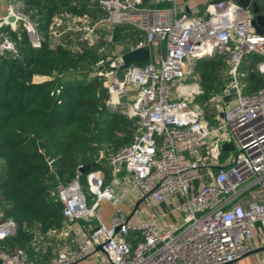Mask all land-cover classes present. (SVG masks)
Segmentation results:
<instances>
[{
  "label": "built area",
  "instance_id": "obj_1",
  "mask_svg": "<svg viewBox=\"0 0 264 264\" xmlns=\"http://www.w3.org/2000/svg\"><path fill=\"white\" fill-rule=\"evenodd\" d=\"M9 1L0 27L15 30L22 23L32 47L40 48L23 1ZM95 1L105 18L93 21L87 14L62 13L50 27L52 40L56 43L71 32L89 43L99 38L103 23L111 29L129 26L140 34L138 42L100 60L91 76L103 80L110 110L137 119L132 143L109 157L110 166L115 173H128L135 197L166 210L154 219L131 222L101 170L87 173L86 187L77 175L56 189L66 239L46 264H78L93 254L98 257L92 264H235L256 248L257 225L264 228V87L244 93L238 81L240 63L248 54L262 58L256 70L264 77V27L258 34L252 9L231 0L211 2L204 18L191 16L185 1ZM10 17L15 21L9 22ZM141 48L150 49V60L130 64L122 79L116 76L123 55ZM6 52H15V45L3 37L0 56ZM217 53L228 54L229 90L235 99L227 105L220 96L217 121L212 122L199 104L184 96L191 87L200 88L195 61ZM226 143L233 145L234 156L226 155ZM104 200L115 207L108 224L98 215ZM170 216L174 221L167 220ZM79 221L95 225L69 241L68 226ZM15 233L14 220L0 209V241ZM0 259L4 264H39L29 261L20 247L12 252L0 249ZM258 264H264V258Z\"/></svg>",
  "mask_w": 264,
  "mask_h": 264
},
{
  "label": "trees",
  "instance_id": "obj_2",
  "mask_svg": "<svg viewBox=\"0 0 264 264\" xmlns=\"http://www.w3.org/2000/svg\"><path fill=\"white\" fill-rule=\"evenodd\" d=\"M22 1L42 46L32 47L22 23L15 30L2 28L15 52L0 56V209L14 220L16 233L0 241V249L12 252L20 247L29 261L46 264L55 257L52 245L59 243L57 234L65 226L57 187L77 175L84 185L87 173L99 169L106 173L105 185L110 184L109 157L133 141L137 119L110 110L103 80L91 73L118 47L141 37L129 26H115L110 42L104 39L106 31H100L95 45L69 32L53 45L50 27L60 14H87L97 21L106 12L95 0ZM261 60L255 54L242 59V92L264 87V77L256 70ZM193 68L200 85L195 103L207 104L226 93L232 79L227 53L196 60ZM36 76L54 79L36 83ZM57 87H62L60 94L51 95ZM82 166L90 168L79 174ZM88 201L93 203L91 195Z\"/></svg>",
  "mask_w": 264,
  "mask_h": 264
},
{
  "label": "crops",
  "instance_id": "obj_3",
  "mask_svg": "<svg viewBox=\"0 0 264 264\" xmlns=\"http://www.w3.org/2000/svg\"><path fill=\"white\" fill-rule=\"evenodd\" d=\"M178 1L180 2L185 1L188 6L189 14L197 18H204L206 16V7L208 4L211 3V0H178ZM231 1L239 3L245 7L248 6L252 10H254L255 8H258L259 13L264 15V0H231ZM10 3L11 2L9 0H0V19L4 18L7 15V8ZM253 3H255L256 6H254ZM3 27H10V26H3ZM3 27H0V40H2L4 37L2 33ZM40 78L41 76L34 77V82L39 83ZM224 97H225V102L227 105H230L235 99L234 95L232 94V91H230L229 88L227 89V96H225L224 94ZM210 115L211 117H208L209 115L207 114V117L212 122H216L217 121L216 118L218 114L214 113ZM99 170L103 172V174L105 175V180H107V176L104 170L102 169H99ZM112 173H113L112 181L108 185L113 187L114 193L118 199L120 208L127 215V217L130 218L131 222H138L143 219H154L157 217L158 214L162 213L163 210H161L158 207L160 205L153 203V206L151 208L147 207L143 205L144 202L146 201L145 199H140V197H135L131 193L129 182H128V173L125 170L122 169L115 173L112 169ZM83 186L86 187V182ZM246 199L247 198H245V201ZM140 201L141 203L139 204V207L137 208V204ZM114 212H115V207L112 202L104 200L100 203L99 209H98V215L100 217V220L103 221L105 224L109 223V219L114 214ZM174 219H175L174 216H170L168 217L167 220L174 221ZM84 222L86 224H83L81 221H79L77 223H73L68 226L69 235L67 239L69 241H72L77 235H81L84 232H87L93 225H95L94 222H90V221H84ZM62 230L58 232L57 234L59 243L52 245L55 249L56 254H57L59 247L63 244V242H65V239H66V237L62 233ZM255 233H256L255 239L253 240L254 246L256 248L264 246V228L257 225ZM51 234H55V233L52 232ZM97 257H98L97 254H93L86 261L80 262L78 264H92L93 261ZM262 258H264V252L242 258L235 264H258V260Z\"/></svg>",
  "mask_w": 264,
  "mask_h": 264
},
{
  "label": "water",
  "instance_id": "obj_4",
  "mask_svg": "<svg viewBox=\"0 0 264 264\" xmlns=\"http://www.w3.org/2000/svg\"><path fill=\"white\" fill-rule=\"evenodd\" d=\"M220 0H211V2H218ZM254 6H256L255 3H253ZM253 14H254V19H253V25L257 30L258 34H262L263 33V27H264V15L259 13V9L255 8L254 10H252ZM15 19L13 17L9 18V22H14ZM151 57V53H150V49L149 48H141V49H136L133 51H130L128 53H125L123 55V65L121 66V70L124 71L126 70L130 64L138 62V63H146L147 61L150 60ZM109 63L106 64V66H108ZM102 69V67H101ZM113 70H115V68H113ZM223 150L225 151H230L233 149V145L231 143H226L222 146ZM89 166H82L79 168V172L81 174H84L86 171L89 170ZM141 203V201L137 204V208L139 207V204ZM264 252V246L262 247H258L255 248L252 252L248 253L247 255L243 256L242 258H245L247 256L250 255H254V254H259ZM241 258V259H242ZM3 261L0 259V264H2ZM228 264H233V263H228Z\"/></svg>",
  "mask_w": 264,
  "mask_h": 264
},
{
  "label": "rangeland",
  "instance_id": "obj_5",
  "mask_svg": "<svg viewBox=\"0 0 264 264\" xmlns=\"http://www.w3.org/2000/svg\"><path fill=\"white\" fill-rule=\"evenodd\" d=\"M103 24H105V23H103ZM99 25L100 26V28H99V30L100 31H106V33L108 32L109 33V35L108 34H106V36L104 37V39L107 41V42H110L111 41V37H109V36H111L110 35V31L112 30L111 29V27H109L108 25ZM56 28V27H55ZM74 34V33H73ZM101 34V35H100ZM99 34V38H97V39H93V40H90V42H89V45H95L96 43H99V40H100V38H101V36H102V33H100ZM62 35H64V34H62ZM61 35V36H62ZM75 36H78V37H81L80 36V34H74ZM61 36L57 39V41H55L56 43H54V41H53V45H55V44H58V43H61ZM81 39V38H80ZM83 40V39H82ZM84 41V40H83ZM124 74H125V71H118L117 72V75L116 76H119V78L120 79H122L123 77H124ZM42 80V81H41ZM47 80V77H41L40 78V82L39 83H42V82H44V81H46ZM38 81H39V79H38ZM189 81H191V79L189 80ZM199 91H200V88L199 87H196V86H194V87H191L190 88V91L184 96V99H188V100H193V102H195L194 100V95H197L198 93H199ZM224 96V95H223ZM225 96H227V92L225 93ZM220 97V96H219ZM219 97H216V98H214L211 102H209V103H207V104H203V103H196V104H199V106L203 109V111H204V113L207 115H210V114H214V113H216V114H218L219 113V106H218V103H217V101H218V98ZM124 100V99H123ZM234 154H235V151H227V153H226V155L227 156H230V157H232V156H234ZM85 191H86V193L88 194V191L85 189ZM88 198H89V195H88ZM143 205H145V206H147V207H152L153 206V202H150V201H145L144 202V204ZM161 210H166L164 207H161V206H158ZM155 208H156V206H155Z\"/></svg>",
  "mask_w": 264,
  "mask_h": 264
}]
</instances>
